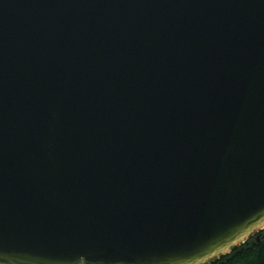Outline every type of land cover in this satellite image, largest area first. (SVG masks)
Here are the masks:
<instances>
[{"label": "water", "instance_id": "95a60500", "mask_svg": "<svg viewBox=\"0 0 264 264\" xmlns=\"http://www.w3.org/2000/svg\"><path fill=\"white\" fill-rule=\"evenodd\" d=\"M262 229L264 0H0V264H207Z\"/></svg>", "mask_w": 264, "mask_h": 264}, {"label": "trees", "instance_id": "16d2710c", "mask_svg": "<svg viewBox=\"0 0 264 264\" xmlns=\"http://www.w3.org/2000/svg\"><path fill=\"white\" fill-rule=\"evenodd\" d=\"M207 264H264V229Z\"/></svg>", "mask_w": 264, "mask_h": 264}, {"label": "rangeland", "instance_id": "374dc122", "mask_svg": "<svg viewBox=\"0 0 264 264\" xmlns=\"http://www.w3.org/2000/svg\"><path fill=\"white\" fill-rule=\"evenodd\" d=\"M232 250V249H231ZM228 254V253H227Z\"/></svg>", "mask_w": 264, "mask_h": 264}]
</instances>
